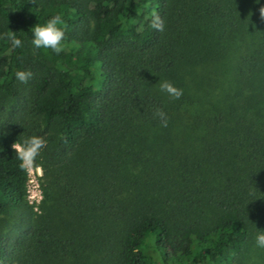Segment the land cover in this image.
Here are the masks:
<instances>
[{"label": "trees", "instance_id": "trees-1", "mask_svg": "<svg viewBox=\"0 0 264 264\" xmlns=\"http://www.w3.org/2000/svg\"><path fill=\"white\" fill-rule=\"evenodd\" d=\"M261 4L0 0V264H264ZM55 14L62 50L34 48ZM29 135L39 212L10 147Z\"/></svg>", "mask_w": 264, "mask_h": 264}, {"label": "clouds", "instance_id": "clouds-1", "mask_svg": "<svg viewBox=\"0 0 264 264\" xmlns=\"http://www.w3.org/2000/svg\"><path fill=\"white\" fill-rule=\"evenodd\" d=\"M253 2L260 4V0H253ZM259 15L264 20V4H261L259 7ZM153 27L162 30V21L153 17ZM63 28L64 20L61 15H52L43 23H35L31 26L30 43L36 49H50L53 53H59L64 46L65 34ZM14 33L15 31L8 30L6 39L9 41L11 48L15 49L21 47V40ZM14 75L20 83H25L31 78L32 73L30 71L18 70ZM159 88L172 99H179L182 95V89L174 86L168 80L161 81ZM154 116L159 119L162 127H167L168 121L165 113L161 109L157 108L154 111ZM44 144L45 140L40 136L29 135L19 141L15 140L10 145L21 170H29L35 166L36 159ZM255 243L257 247L264 248V230L257 229Z\"/></svg>", "mask_w": 264, "mask_h": 264}, {"label": "rangeland", "instance_id": "rangeland-1", "mask_svg": "<svg viewBox=\"0 0 264 264\" xmlns=\"http://www.w3.org/2000/svg\"><path fill=\"white\" fill-rule=\"evenodd\" d=\"M28 182L27 190L28 197L27 203L32 207L33 211L39 212V206L43 198L44 182L42 181V169L40 166L35 165L32 169L27 170ZM5 220L0 218V226H6ZM263 264V263H262Z\"/></svg>", "mask_w": 264, "mask_h": 264}, {"label": "built area", "instance_id": "built-area-1", "mask_svg": "<svg viewBox=\"0 0 264 264\" xmlns=\"http://www.w3.org/2000/svg\"><path fill=\"white\" fill-rule=\"evenodd\" d=\"M28 191V190H27Z\"/></svg>", "mask_w": 264, "mask_h": 264}]
</instances>
